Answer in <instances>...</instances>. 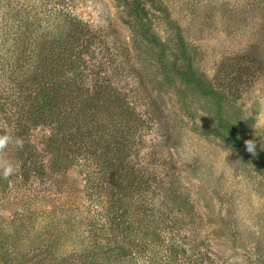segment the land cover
<instances>
[{"label": "rangeland", "instance_id": "374dc122", "mask_svg": "<svg viewBox=\"0 0 264 264\" xmlns=\"http://www.w3.org/2000/svg\"><path fill=\"white\" fill-rule=\"evenodd\" d=\"M144 1L142 22L131 0L66 1L88 28L83 59L96 76L87 83L106 80L128 105L129 155L185 243L217 264H264V0ZM146 24L161 47L141 37ZM189 62L218 103L171 72ZM91 117L112 132L111 117ZM79 119L69 114L63 133ZM53 127L40 116L24 138L46 168L48 191L0 197V264H74L80 244L106 245L104 232L86 226L94 211L87 169L97 173V164L83 151L52 154ZM108 133L94 137L98 155ZM245 140L255 141V156Z\"/></svg>", "mask_w": 264, "mask_h": 264}, {"label": "trees", "instance_id": "16d2710c", "mask_svg": "<svg viewBox=\"0 0 264 264\" xmlns=\"http://www.w3.org/2000/svg\"><path fill=\"white\" fill-rule=\"evenodd\" d=\"M66 1L0 0V133L7 123L24 141L23 149L13 151L9 146L16 157L17 171L8 180L0 177V197L10 192L25 197L49 182L45 166L24 139L40 116H48L54 126L48 141L51 153L57 155L60 148L67 153L83 151L98 167L97 173L87 169L88 205L94 211L86 226L104 232L106 245L95 239L80 244L74 264H217L201 249L185 243L145 179L142 166L138 168L131 159L125 131L130 128L128 105L106 80L99 86L95 79L93 86L87 83L88 78L96 76L83 59L82 49L90 45L88 28L68 11ZM144 2L131 0L136 21H147ZM148 26L141 30V37L161 47ZM171 72L218 103L219 95L195 75L190 62L185 68L172 63ZM96 111L112 118V132L91 117ZM75 112L81 119L71 121L73 132L65 135L62 122ZM222 123L220 120L221 128L229 129ZM105 133L109 140L98 155L94 137ZM58 167L56 159L51 170Z\"/></svg>", "mask_w": 264, "mask_h": 264}, {"label": "clouds", "instance_id": "9594fccd", "mask_svg": "<svg viewBox=\"0 0 264 264\" xmlns=\"http://www.w3.org/2000/svg\"><path fill=\"white\" fill-rule=\"evenodd\" d=\"M3 131L0 133V177L5 180H8L13 176L17 168L8 158L6 149L9 146L14 147L15 149H23L24 141L21 137L14 134V129L5 123L3 126ZM246 151L251 153L253 156L256 155V143L254 140H245L244 141Z\"/></svg>", "mask_w": 264, "mask_h": 264}]
</instances>
